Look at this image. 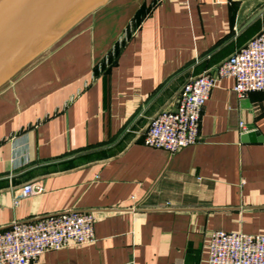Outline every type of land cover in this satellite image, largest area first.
<instances>
[{"label": "crops", "instance_id": "0c3cea01", "mask_svg": "<svg viewBox=\"0 0 264 264\" xmlns=\"http://www.w3.org/2000/svg\"><path fill=\"white\" fill-rule=\"evenodd\" d=\"M263 27L264 0H104L77 20L0 84V231L93 213L94 242L32 264H207L213 231L264 235V142L241 141L264 137V91L240 99L222 79L197 143L143 144L187 82Z\"/></svg>", "mask_w": 264, "mask_h": 264}, {"label": "built area", "instance_id": "2783aa9c", "mask_svg": "<svg viewBox=\"0 0 264 264\" xmlns=\"http://www.w3.org/2000/svg\"><path fill=\"white\" fill-rule=\"evenodd\" d=\"M225 78L234 80L233 91L240 99L264 91V27L213 73L187 82L176 109L159 113L150 121L143 144L174 154L197 143L203 107L212 89ZM240 127L243 129L242 124ZM40 192L25 185L19 197ZM13 204L17 205V200ZM94 224L95 216L87 211H65L13 223L0 231V264H32L48 251L91 244L95 240ZM207 264H264V235L213 231Z\"/></svg>", "mask_w": 264, "mask_h": 264}, {"label": "water", "instance_id": "95a60500", "mask_svg": "<svg viewBox=\"0 0 264 264\" xmlns=\"http://www.w3.org/2000/svg\"><path fill=\"white\" fill-rule=\"evenodd\" d=\"M69 1L0 0V84L11 78L77 20L104 2V0H77L72 11L57 26L55 33L42 40L40 47L38 44L33 46L29 56L19 65L14 63L13 68L11 64L18 54L53 21L52 19ZM241 141L260 143L264 142V137L258 131H250L241 136Z\"/></svg>", "mask_w": 264, "mask_h": 264}, {"label": "bare ground", "instance_id": "6f19581e", "mask_svg": "<svg viewBox=\"0 0 264 264\" xmlns=\"http://www.w3.org/2000/svg\"><path fill=\"white\" fill-rule=\"evenodd\" d=\"M77 0H70L61 10L60 12L52 19L50 22L40 33L39 35L29 43L15 58L14 62L11 64L13 66L14 63L18 62L22 59L26 54H28L32 47L38 44L42 39H44L53 29H56L57 26L66 18V16L72 11L74 6L76 5ZM9 66V64H8ZM7 66V67H8Z\"/></svg>", "mask_w": 264, "mask_h": 264}, {"label": "rangeland", "instance_id": "374dc122", "mask_svg": "<svg viewBox=\"0 0 264 264\" xmlns=\"http://www.w3.org/2000/svg\"><path fill=\"white\" fill-rule=\"evenodd\" d=\"M55 33V29H53L44 39H46L50 34H54ZM64 34V33H63ZM62 34V35H63ZM61 37V36H60ZM59 37V38H60ZM59 38H57L55 41H53L51 44H49L47 47H45L41 52H39L36 56H34L23 68H21L20 70H24L26 67H28V66H31V65H33V64H35V63H37L41 58H42V56L48 51V50H50V49H52V48H54L56 45H57V43H58V39ZM44 39H42V40H44ZM40 41L39 43H38V46L40 47L41 46V43L43 42V41ZM33 51H35V50H33ZM30 53V52H29ZM29 53L28 54H26L22 59H20L18 62H16L18 65L19 64H21L28 56H29ZM15 66H13V68H14ZM16 74V73H15Z\"/></svg>", "mask_w": 264, "mask_h": 264}]
</instances>
